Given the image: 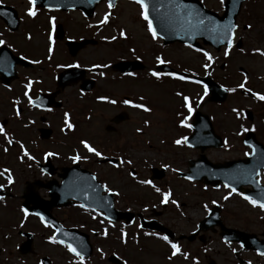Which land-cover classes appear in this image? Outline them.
I'll return each instance as SVG.
<instances>
[{
    "label": "rangeland",
    "instance_id": "374dc122",
    "mask_svg": "<svg viewBox=\"0 0 264 264\" xmlns=\"http://www.w3.org/2000/svg\"><path fill=\"white\" fill-rule=\"evenodd\" d=\"M5 1L8 5H12L20 11L21 26L17 33H6L5 36H0V39H4L7 45H14L17 41L19 47L14 45L16 48L15 51L22 56L32 55V49L28 48L35 47L34 40L38 43L37 48L44 45L43 50H45L47 48L46 35H44L42 30L43 27L48 26L46 21L47 17L32 20L24 15L27 4L23 3L22 0ZM200 1L206 8L215 13L220 15L224 13V6L219 4V0ZM108 11H111L114 19H110L107 25H99V20L104 13ZM59 15H61L60 17L62 18L59 22L65 29V40L61 42L62 46H65L64 42L66 41V37L70 35L74 36L76 39L84 38L98 41L95 46L89 45L85 47L79 52L77 58H75L79 60L83 66L90 67L93 64L111 61L115 62L122 58L129 60L136 59L132 53L128 51L130 47H135L136 55L141 57L146 66L154 68L156 66L154 61L155 55H161L165 60H171V64L176 68H184L205 75L201 68L203 58L199 53L180 44L165 47L160 40L155 42L151 41L150 36L146 32L144 22L138 17V8L134 4L121 2L115 9L111 10H109L105 4L100 5L92 19L85 18L79 11L71 14L65 12ZM246 23H251L253 25L252 32L243 31V26ZM88 25H99V27L90 28ZM238 25H240V29L237 31V43L240 47L245 49V53L242 54L234 48L229 58L225 59L223 56L224 49L220 52H216L211 48H205L206 51L210 52L216 58L215 64L212 69H210L212 74L208 76L213 77L215 81L224 87H235L243 79L240 73L241 69H244L248 76L246 87L252 91L264 94V57L251 54V50L256 47H260L264 50V0H247L242 7ZM121 28H123L128 35L127 40L119 39L118 32ZM0 30L1 32L5 31L3 28ZM27 33H32L33 35L32 44L25 39ZM113 35H116L118 38L111 43H107L102 39L103 37L110 38ZM71 62V59H65L64 64L67 65ZM130 81L132 83L129 82V84L133 86V88L128 90V94H131L133 91L137 94H141L142 91L138 92L136 89L133 90L137 86H141L146 90L145 94L151 97L149 98L150 103L154 104L155 108L150 117L153 116L151 121L153 120L157 127L152 132L147 131L144 134H135L133 132L134 129L128 130L125 137V145L127 146L128 158L133 160L132 168L140 169L141 173L147 178L151 168H160L162 164H168L169 180L167 183L170 181L169 183L172 184V173L177 176L179 171H186L188 168V161L197 159L200 155L198 150L186 146L177 147L173 143L175 139L189 135L186 131H180L177 125L176 119L178 116L176 112L180 111L181 107L180 98L174 95V93L178 91L177 84L172 83L170 80L158 82L150 77H144V79L139 78L137 80L130 79ZM191 87L194 89L182 90V92L187 95H192L193 98L196 99L197 92L201 90L196 86ZM150 88H152V90ZM1 93L2 100H5V96L9 94V92L2 90ZM233 107L242 109L243 111L249 110L253 112L256 119L253 122L247 119L237 120L235 114L231 111ZM195 109L208 114L216 133L223 137L224 141L227 140L228 142L227 149H225L224 146L221 149H209L205 152L207 159L213 163H222L245 156L244 153L246 150L241 144L244 134L240 136L235 135L241 124L245 127L255 126L258 139L264 143V102L244 96L239 89L235 93H230L225 103L213 104L207 97L205 102L199 108ZM115 111V109L108 111L107 116H110V113L113 115ZM144 118L147 117L135 110L131 112L130 121L126 125L129 127L140 126ZM96 122L102 126L105 124L106 120L98 114ZM81 136L84 139H91V133L89 132H82ZM108 136L111 137L113 146L117 141L118 144L122 141V138H117L113 134ZM119 136H121V134H119ZM98 141L99 140H97V142ZM145 160H147V164L144 163ZM172 168L178 171L172 172L170 170ZM174 179L176 181L179 180L177 177H174ZM3 184H6V182L3 181ZM176 189V195L180 199L178 202L181 208H174L172 211V227H175V229H173L177 236H188L196 230L197 224L206 215L202 206L205 203L207 205H213V201L218 202L224 193L204 191L201 186L192 184L182 186L178 183ZM10 192L12 198L7 201L9 205H0V264H39L40 258L44 256L50 258L52 264H70L73 258L66 249L47 242L48 236L52 235L51 230L43 228L39 219L36 217L23 218V214L19 211L20 203L23 201L22 197H20L22 195V187H19V181L17 187L11 188ZM141 195H149L148 197L151 196L154 198L156 196L152 195L149 188H145V191L141 192ZM151 197V202L155 200L154 205L158 204L160 197L156 196L157 199ZM234 202H238L237 199L228 202L227 206L229 224L245 230L251 228L253 231H260L261 228L256 227L255 223L248 221V219L256 217L254 213L257 212L251 210L249 207L241 205L238 214L240 221L236 222L234 220L232 217L233 213L230 212L231 209H237ZM250 211L254 213H250ZM181 212L184 213L183 216H181ZM73 213L75 212L61 211L58 213L55 212V215L61 220H64L66 226L79 227V229L82 228L81 230L83 231H87L81 227L83 222L92 223V231L101 232L103 229L107 228L108 235H111L109 239H105L104 237L103 239L105 240H102L100 238L103 237L102 235L94 239L95 255H99L96 251L97 248H101L104 253H106V257L115 251L118 255H122L123 258L127 259L128 264H192L193 258L198 259L199 264H205L204 252L206 249L209 248L208 254L210 256H214L212 251L218 252L220 250L223 252L218 238H214L207 247H204L199 242L189 243L184 241L180 243V246L182 251L189 254L188 260H184L182 257L178 256L172 261H168L166 259L169 253L167 245L152 239L148 240V242L146 241L139 244L128 241L127 246H125L121 244L118 239L120 234L115 232L116 229L108 227L107 225L103 226L100 221L101 218L97 217L96 222H94L89 217L86 218L83 215ZM22 222L23 226H21ZM18 231L29 232L35 235L32 254L24 255L19 251V246L24 239L18 235ZM224 253L225 261L235 263L232 250L227 249ZM242 256L253 260L251 254L247 256L243 254ZM216 258L223 259L218 255L214 257V259ZM96 260V263L93 261V264H101L99 258ZM252 263L261 264L262 260L254 258ZM104 264L110 263L105 260Z\"/></svg>",
    "mask_w": 264,
    "mask_h": 264
},
{
    "label": "flooded vegetation",
    "instance_id": "af4514ba",
    "mask_svg": "<svg viewBox=\"0 0 264 264\" xmlns=\"http://www.w3.org/2000/svg\"><path fill=\"white\" fill-rule=\"evenodd\" d=\"M60 16L61 15H59L57 18L58 32H56L55 36V39L59 40L56 41V45L50 60L47 59V48L43 50L44 45H42L40 48H37L38 43L36 40H34L35 47L28 48L32 49V55H28L25 60L27 62L29 60H40L41 63H28L27 68H19L18 79L12 82V84H10L8 87L4 86L5 84L2 82V77L0 74V122L3 128H5V133L7 136L13 141V143L9 145L5 140V137L0 135V170L3 168H9L15 180V183L10 188H5L3 192H0V195H3L5 199L10 200L12 198L10 190L13 187H17L19 181V187H22V195L20 197L23 198L25 195L35 191L43 199H48L49 191L44 188H37L33 186L34 182H40L41 185L47 184L48 182L62 183L65 177L70 175L73 170H86L96 176L101 185H107L112 190L120 192L119 196H113L114 205L118 211L134 214V220L132 224H127L126 222L119 223L120 226L128 230V237L130 236L133 239L134 236H137L139 242H148V240L152 239L159 240L156 237L145 238L146 236L144 235V232L151 231L144 229L141 230L137 227V225H140L141 220L144 219L147 221H156L158 225H162L166 229L174 231L175 227H172V211L175 207L170 204L160 205L158 202V204H155L156 207L153 208L152 205H154L155 200L151 202V196L148 197L149 195H141V192H144L145 188L147 187L136 183L135 181L131 180L130 177H128L127 166L121 170L114 169L107 162L98 160L91 154H87L86 150H84L82 145L79 143L81 139H84L81 136L82 132H89L91 133V139L85 140H87L93 147H96L98 150H100L104 156L114 158L117 155H120L128 158L127 146L125 145V137L128 130L134 129L133 132L137 134L136 129L141 128L142 134H144L147 131L152 132L157 127L155 126L154 121H151L153 118V116L150 117L152 113L142 114L147 118L142 119L140 126H127L126 124L131 118V112H134L137 109L129 108L122 103V100L129 99L134 102H140L138 100L140 95H144L146 98V90H144V88L141 86H137L133 89H136L138 92L142 91L141 94H137L135 91L131 92V94H128V90L133 88L129 82L132 83L130 79L137 80L139 78L144 79V77H150L147 75V73L149 70H153L154 68L145 66L142 70L133 72L136 74L135 77H128L124 74L120 75L113 72L112 67L115 63L105 62L110 64L111 67L108 69L97 70L104 71L106 73L104 78H101L99 75H96L93 72H90L92 76L89 74L87 75L88 78L94 79L95 81L92 89L84 90L82 83L80 82L67 86H60L58 77L64 70L69 68L57 67V65H65V59H71V63L80 64V61L75 59L77 58L78 54L73 56L69 52L67 46V43L70 40H80V38L76 39L74 36L70 35L67 41L64 42L65 46H62L61 42L65 40V29H61L63 26L59 27L61 25L59 21L62 20ZM59 29L62 30V35H60L61 31ZM49 30V24L47 27H43L42 30L44 35H46V42ZM27 35H31L33 39L32 33H27ZM32 39L28 40L30 44H32ZM15 43L18 42L16 41ZM28 80H32L34 83L29 90V96L25 97L24 92L26 89L24 88V84H26ZM35 81H39V83H36ZM150 89L152 90V88ZM2 90L9 92V94L5 96V100H2ZM81 93H83V95H81ZM98 96H107L109 99L117 100V103L115 105L103 103L97 99ZM29 98L32 99L33 104L36 105L35 107L28 104ZM40 99L43 100L36 103V101H39ZM14 101H19V103L15 104ZM150 107L154 109L155 105L153 104ZM48 109H51V111H48ZM112 109L116 110L114 114L111 115L110 113V116H107L108 111ZM16 111L20 112L19 117L16 116ZM64 112L69 113L70 122L74 125V131H68L67 129H65L63 132L61 131V129L64 128ZM125 112L130 114L128 120L118 125L111 124L114 117ZM98 114L106 120L105 124L102 126L96 122ZM145 119L149 120L150 122V127L148 128L143 127V121ZM29 121H32V123H29ZM179 130H181V128H179ZM111 134L115 135L117 138H122V141L119 144L117 141L113 146L111 137L108 136ZM119 134H121V136H119ZM97 140L99 141L97 142ZM241 144L243 145V143ZM21 145H23V150L28 151L30 155L35 157L36 162L29 161L26 157H24L23 162H21ZM5 148L8 149L7 152L4 151ZM244 149L246 150L245 152H249L248 148L244 147ZM46 152H54L56 155L45 158L44 154ZM76 154L81 156L87 155V161L82 160L79 163H73L69 157ZM29 164L32 165L31 168L28 167ZM41 169H43V172H41ZM131 170L137 174L138 179H150L148 176L146 178L138 168H132ZM74 175L80 177L82 174L76 171L74 172ZM174 177H178V175L176 176L172 173V184L169 183L170 181L167 183L168 175L167 179L163 182H153L163 191H171L172 198H174V196L177 194L176 188L178 183L182 186L189 184L188 181L183 179L176 181ZM258 180L259 183L263 185L264 175H259ZM245 190L250 192L251 187H246ZM150 191L152 192L153 196H159V194L155 193L153 190ZM221 192L224 194L219 199L220 201L218 200V205L221 208L220 216L222 225L228 229L241 230L250 234H255L260 240H264V219H261V217H264V212H261L259 208H253L246 201H244L241 196H237L235 194H232L228 200H224L223 197L228 194L229 190L222 188ZM107 194L108 193L103 192L101 195L106 196ZM156 196L155 198H151L157 199ZM234 199H237L238 201L234 202V205L237 207V209H231L230 211L233 213L232 217L234 220L236 222L240 221L238 214L241 205H244V207H249L251 210L257 212L254 213L250 211V213H254L256 217L248 219V221L255 223L256 227L261 228L260 231H253L251 228L245 230L243 228L234 227L229 224L227 218L229 215L227 206L228 202ZM79 205L81 204L76 203L63 208H55L52 210V214L57 218V220L65 224L66 222L56 216L55 212L74 211L75 213L73 214L83 216L101 213L99 211H85L84 209L80 208ZM144 207L148 208V212H144L142 210ZM129 209H131V211H129ZM207 215L208 213H206L205 218ZM85 217L87 218V216ZM92 226V223L83 222L81 227L90 232ZM229 235L230 234L228 231H223L221 228H215L213 230L202 232L200 235L196 236L195 241L199 242L204 247H207L214 238H218L219 244L223 248V252L220 250L218 252L212 251L214 256H210L208 254L209 248L206 250L203 249L205 250V264H212V262L215 264H242L243 262L248 264L249 261L251 264H253L252 262L254 258L262 260L261 264H264V257H260L256 253L249 252L244 249L241 250L240 245L237 243H227L225 241V237ZM182 236L183 235H179V237H176L175 235V242L182 243L183 241H187L186 239L181 238ZM97 237L98 236L95 234L92 240ZM233 248L236 249L235 254L232 252L235 263H232L231 261H225L224 252H226L227 249L231 250ZM243 254L245 256L251 254L253 256V260L243 257ZM217 255L223 259H214V257Z\"/></svg>",
    "mask_w": 264,
    "mask_h": 264
},
{
    "label": "snow or ice",
    "instance_id": "6c2138e0",
    "mask_svg": "<svg viewBox=\"0 0 264 264\" xmlns=\"http://www.w3.org/2000/svg\"><path fill=\"white\" fill-rule=\"evenodd\" d=\"M131 3L138 6V17L140 20H142L145 23L146 26V32L150 36L151 41L155 42L157 40H162L164 39V36L160 35L158 33L157 28L154 26L153 19L159 21L162 25L163 28L167 29L168 27L171 26L173 23V19L176 21H179L181 24L182 30L186 33L187 39L192 40L194 39L197 35L203 36L210 38L213 43H219L221 45H224V52L223 56L225 59H228L230 56V53L234 48L237 49L240 53L244 54L245 49L243 47H240L239 44L237 43L238 37H237V31L240 29V25L236 24L232 20H228L226 23H218L212 16H203L200 14V12L196 9H193L189 7L186 4L180 3V0H169V15L168 13L165 14H159V10L156 7L155 3H152V0H131ZM27 8L25 12V16L30 18V19H35L38 15V9H37V0H26ZM150 4L152 8L153 13H157L153 18H150ZM219 4L221 6L225 5V0H219ZM107 7L109 10H111L114 7L113 0H108ZM58 11V8H49L48 11ZM110 19H114L112 16L111 11L105 12L102 18L99 20V25H107L109 24ZM56 17H49L48 23L50 26V30L48 33L47 37V59H51L52 53L54 51V39H53V31L56 28ZM9 23H13V21H9ZM99 25H88V27H99ZM243 31L246 32H252L253 31V25L251 23H246L243 26ZM118 37L121 40H127L128 35L126 34L125 30L121 28L118 32ZM116 35L111 36L110 38L108 37H103L107 43H111L112 41H116L118 38ZM27 40H31L32 37L31 35H27L25 37ZM6 41L4 39H0V46L5 45ZM187 48L191 49L192 51L199 53L202 58H203V63L201 64V68L204 71L205 75H211L212 72L210 69H212L213 65L216 62V58L208 51L201 49V48H193V45L191 43L186 45ZM130 53L137 59L140 60L141 57L136 55V48L135 47H130L128 49ZM252 55H257L259 57H264V50H262L260 47L253 48L251 50ZM21 60L26 59V57L21 56ZM155 64L157 66L156 69L154 70H149L147 75L154 78L156 81H161L162 78H170L171 80L174 81H180V82H185V83H190L193 85H198L200 90L196 94V99H195V108H199L204 102L207 97H209V87L207 84H205L202 80L196 78L197 73L196 72H191L190 74L186 75L185 73H188V69H184V72H174L171 70H160V66L162 65H169L172 63L171 60H165L161 55H155L154 57ZM28 63L30 64H40V60H29ZM226 66V65H225ZM57 67H67L71 69H78L81 67L79 63H69L67 65H57ZM111 65L108 63H98V64H93L90 68L87 69L89 72H93L96 75H99L101 78H104L106 73L104 71H97L99 69H108L110 68ZM241 76L243 79L235 86V87H224L221 86V89L225 93H235L237 90H242L244 93H250L251 97L254 98L257 101L264 102V94L252 91L248 87H246V84L248 82V76L247 74L241 70ZM125 76L128 77H135V73L133 72H126L124 73ZM36 83H39V81H35ZM34 81L28 80L26 84H24V88L26 91L24 92V96L28 97L29 96V90L31 89ZM83 95V93H81ZM176 97H179L181 100V108L183 110H186L187 114H184V112H177L176 115L180 117L179 119V127L182 128H189L190 124L188 121L191 119L192 114L195 111V108L193 106V101L190 98L189 95L184 94L182 91H176L174 93ZM97 99L103 103L115 105L117 103V100L115 99H109L107 96H98ZM138 100L140 102H134L129 99H123L122 103L129 108L132 109H138L142 111L143 113H152L153 109L148 106L145 101V96L140 95L138 97ZM15 104H18L19 101H14ZM28 104L35 107L36 105L33 104V101L31 98L28 99ZM48 111H51V109H48ZM232 113L235 114V118L237 120H243L246 119V115L242 109H237L233 107L231 109ZM16 116H20V112L17 111ZM29 123H32V121H29ZM63 125L64 128L61 129V131H65L67 129L68 131H74V125L70 122V115L68 112H64L63 114ZM143 127L148 128L150 127V122L149 120L145 119L143 121ZM255 126L252 127H245L244 125H239V128L235 135L240 136L243 135L244 133L247 132H254ZM137 134H142V129L137 128L136 129ZM0 135H3L5 137V140L9 145L13 143L12 139H10L7 134L5 133V129L3 127H0ZM80 145H82L83 149L86 150L87 154H91L92 156L96 157L98 160L101 161H106L112 168L121 170L124 169L125 166H127L128 171L127 175L128 177L131 178V180L135 181L136 183L146 186L147 188L152 189L155 193L159 194L160 196V205H172L176 209H180L181 205L178 202V200L172 198V192L171 191H163L160 187H157L156 184L151 180V179H138L137 174L132 171V166H133V160L131 158H125L123 156L117 155L114 158H108L102 154L100 150H98L96 147H93L87 140L81 139L79 141ZM173 143L177 147H183L187 146L189 148L192 147L190 143H188V138L187 137H181L179 139H175ZM225 149L228 147V142L225 140L224 142ZM247 147L249 149H253L251 155L255 154V149L253 148V145L248 144ZM22 149V155H21V162H23V158L26 157L27 160L36 162V159L34 156L30 155L28 151L23 150V145H21ZM5 152L8 151L7 148L4 149ZM56 153L54 152H46L44 154L45 158L55 156ZM245 156H249V152L244 153ZM73 163H79L80 161H87L88 156L84 155L81 156L79 154L73 155L69 157ZM145 164H147V160L144 161ZM165 170H169V165L168 164H162L161 165ZM29 168L32 167L31 164L28 165ZM172 172H177L178 170L175 168L170 169ZM41 172H43V169H41ZM257 175H261V173H257ZM0 177H2L5 181L6 184H0V192H3L5 188H10L14 183L15 180L13 178V174L10 171L9 168H3L0 170ZM92 181H95L97 179L96 176H91L89 178ZM183 179L191 182L193 177L192 176H184ZM257 186L259 185V181H256ZM89 188L92 189L93 193L96 192L97 188H102L104 192L108 193L110 196H119L120 192L119 191H114L111 188H109L107 185H88ZM224 188L229 189V192L227 195L223 197L224 200H228L229 197L232 194H235L237 196H241V198L246 201L249 205H251L253 208H259L261 212H264V193H262V197L260 200L254 199L248 195H243L239 191H237L236 188L232 187L230 184L225 183L223 185ZM5 197L3 195H0V201H4ZM84 199L87 200L88 196L85 195ZM94 200L102 201L104 206H109L110 201L104 199L103 197H94ZM213 204H215V201H213ZM80 208L84 209L85 211H91V212H96V208H87L84 204L79 205ZM153 208L156 207V205H152ZM203 211L204 213H209V207L207 204H204L203 206ZM144 212H148V208L144 207L142 209ZM19 211L23 214V218L27 219L29 215H34L39 218L40 223L46 227V228H51L53 227L49 222L46 221L45 217L43 215H40V213H30L28 209L21 207ZM131 211V209H129ZM181 216L184 215L183 212L180 213ZM99 215V213H97ZM97 217L94 215L92 216V219H96ZM104 220H107L109 226H114L112 220L108 217L105 216L103 218ZM261 219H264V217H261ZM103 222V221H101ZM21 226H23V222L21 223ZM138 228L141 230L143 229V225H137ZM120 235L118 239L120 240L121 244L127 246L128 243V233L124 231V228L119 229ZM55 233H59L61 235H67V233H64L62 229L56 228L55 232L53 235L48 237V243L52 245H61L64 247L68 253H70L73 257H76L77 259L75 261H70V264H85V257L81 254L80 251L77 250L76 247H74L71 243H66L65 240L63 239H58L57 235ZM96 235H102L105 238L108 236V231L107 228L103 229L99 233H94ZM144 235L146 237H156L157 239L161 240L166 244L169 248V253L166 257L168 261H172L174 258L180 256L184 260H188L189 254L187 252L182 251L181 246L178 242H173L168 235H162L156 232H144ZM133 239L139 243V239L137 236H134ZM244 245H240V249H244ZM96 251L99 253L101 259L104 258V251L101 248H97ZM233 254L236 253V249H232ZM112 256L116 258L118 262L122 261V264H128L127 259L123 258L122 255H118L115 251L111 253ZM257 255L260 257H264V250H260L257 252ZM40 264H43V261L40 262ZM192 264H199V260L196 258H193ZM248 264H251L249 261Z\"/></svg>",
    "mask_w": 264,
    "mask_h": 264
},
{
    "label": "water",
    "instance_id": "95a60500",
    "mask_svg": "<svg viewBox=\"0 0 264 264\" xmlns=\"http://www.w3.org/2000/svg\"><path fill=\"white\" fill-rule=\"evenodd\" d=\"M61 2V6H66V8H81L83 9L87 15L91 16L93 14V4L89 5L87 7V3L89 0H59ZM94 3H97L101 0H91ZM115 1V0H113ZM244 0H228L226 4V13L223 17H218L216 14H213L209 11H207L203 5L198 0H180V3L186 4L189 7L196 9L200 12L203 16H212L218 23H226L228 20H232L235 22L236 16L238 15L240 11V6ZM152 3L156 4L157 9L159 10V14H165L169 13V0H152ZM150 18H153L157 13L152 12L151 4H150ZM154 26L157 28L158 33L162 36H164L165 43H174L176 41L185 43V44H195V40L200 38L203 39L205 43L211 44L217 49H219L222 45L219 43H213V41L210 38L203 37L197 35L194 39L188 40L186 33L182 30L181 24L179 21H176L173 19V23L170 27L167 29L163 28L161 23L155 19H153ZM3 51V50H1ZM3 52H0V61H2V55ZM6 55V54H5ZM18 61V60H17ZM139 68V63H129L125 65H119L117 66V69L120 71H131ZM66 78L65 76L62 77ZM207 85L210 88L211 91V101L217 103V102H224L227 98V94L222 91L221 87L212 81L211 79L204 80ZM247 117L250 120H253L254 117L252 113L247 112ZM125 119L124 115H120L115 119L116 123H119ZM194 127V134L192 137L188 139V143L192 145V147L200 149L202 152H204L206 149L211 147H221L222 146V139L217 137L214 134L212 124L209 120V117L207 115H202L201 113H197L195 117V123L193 124ZM246 144L253 145V148L255 149V154L251 155L246 161H235V162H229L224 165H214L210 163L205 156H201L198 161H190V169L189 173L184 176H192L193 179H197L199 181L204 180L205 184L211 185L214 187L219 186L220 183H227L230 184L232 187L239 190L241 185L248 180H251L254 178V176L259 172L260 169H264V146L260 144L253 133H248L247 137L245 139ZM162 177L161 176L159 178ZM52 189V202L46 203L42 202L39 199L36 198H27V202L25 204V207L29 209L33 213H40V215H43L45 219H48L51 221L54 225H56L52 217L50 215V210L52 207L60 206L61 199L58 195L59 188L57 186L50 187ZM30 205H33L31 208ZM213 214V213H212ZM106 216H108L111 220L119 221L123 219L124 216H127V214H121L117 213L114 210L109 211L106 213ZM217 217L216 212L212 215L210 220H214V218ZM57 226V225H56ZM154 228V227H153ZM203 229H207V226L203 227ZM69 232H75L69 231ZM236 235L237 240L241 241L245 244L247 248L260 251L264 250V243L258 242L253 236H249L243 233L234 232ZM60 235V234H59ZM58 235V236H59ZM29 238V241H27L22 249L25 253L30 251L31 243H32V235H26ZM70 238L74 241L72 245H74L77 250H81V248H87L88 252L86 254H91V247L88 244V241H84L81 243H76V237L70 236ZM86 238V236L84 237ZM233 240V239H231ZM82 252V251H80ZM87 255V256H88ZM111 261L113 263L121 264V262H118L116 258L112 257Z\"/></svg>",
    "mask_w": 264,
    "mask_h": 264
}]
</instances>
